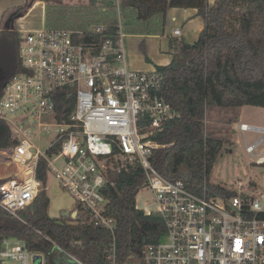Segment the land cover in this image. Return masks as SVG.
<instances>
[{"label":"built area","instance_id":"2783aa9c","mask_svg":"<svg viewBox=\"0 0 264 264\" xmlns=\"http://www.w3.org/2000/svg\"><path fill=\"white\" fill-rule=\"evenodd\" d=\"M122 30L116 40L105 41L98 55L78 41L80 32L45 28L22 36L19 56L24 72L6 84L0 100V121L8 124L16 141L8 149V159L18 168L15 175L0 180V208L24 222L22 213L33 208L43 189L37 172L44 159L80 213L63 218L110 232L114 239L108 260L117 264V222L107 213L105 190L111 172L137 163L145 174L143 188L153 194L155 208L147 215H159L165 229L157 242L144 247L140 264H264V191H242L240 184L239 193L224 198L213 195L205 177L195 193L182 180H169L152 166V151L166 146L151 138L182 115L158 95V70L138 72L127 66ZM61 93L74 100L72 112L62 119L67 110L57 99ZM145 122L142 134L139 126ZM249 125L239 124L237 130L264 140V127ZM44 134L56 137L46 151L33 143V136L41 140ZM56 147L60 151L50 155ZM256 148L248 147L247 153L262 166L264 151L256 154ZM9 243L4 241L0 252L5 264H27L37 255L44 262V256L30 253L24 242L12 249Z\"/></svg>","mask_w":264,"mask_h":264},{"label":"trees","instance_id":"16d2710c","mask_svg":"<svg viewBox=\"0 0 264 264\" xmlns=\"http://www.w3.org/2000/svg\"><path fill=\"white\" fill-rule=\"evenodd\" d=\"M47 7V21L57 18L61 24L72 20L80 32L78 41L93 48L98 55L107 39L116 40L120 27L112 20L87 29L85 22L97 16L93 0L88 7H80L74 14L66 12L64 0H43ZM110 7L109 4H107ZM134 22L127 26L133 34H164L167 12L173 8L197 9L205 20V29L195 44L180 41V51L173 62L158 67L162 81L158 95L181 113V118L165 124L151 139L165 148L152 151V166L169 180H182L188 189L197 193L208 179L222 153L225 142L206 134L204 120L208 110H235L246 106L264 108V0H120ZM54 8V9H53ZM30 4L16 10L15 19L25 16ZM64 11V12H63ZM101 24V23H100ZM51 25V24H50ZM88 26V25H87ZM52 27V26H51ZM65 27V26H64ZM98 27L102 33L96 32ZM55 28V27H52ZM20 35L11 28L0 39V99L9 80L23 73L19 57ZM68 117L74 100L68 93L59 98ZM61 111V110H59ZM147 122L140 124L142 134ZM16 145L7 123L0 121V150ZM59 147L50 155L57 154ZM48 164L39 162L38 180L42 191L33 208L22 213L24 222L0 208V252L6 240L24 242L30 253L42 254L44 264H111L108 260L114 236L94 228L88 222L71 218L53 219L49 216L50 199L46 191ZM145 184L144 170L139 164L110 173L105 190L107 213L117 222L115 232L116 263L128 258H142L144 247L157 242L164 233V223L157 214L147 215L137 208L136 197ZM213 195L231 198L235 192L222 186L210 185ZM160 231L159 233H157ZM58 245L62 250L55 248ZM0 264H5L0 260Z\"/></svg>","mask_w":264,"mask_h":264},{"label":"rangeland","instance_id":"374dc122","mask_svg":"<svg viewBox=\"0 0 264 264\" xmlns=\"http://www.w3.org/2000/svg\"><path fill=\"white\" fill-rule=\"evenodd\" d=\"M91 1L93 0H64L66 2V12L74 9L71 13L75 14L80 7H88ZM95 1L99 12H97L98 14L95 18H90L91 20L85 22L87 29L96 27V24L101 19H108L116 22L123 29L124 42L127 41V36L135 35L131 33V30L127 29V26L134 22V18L129 12L121 8L120 0ZM35 4L33 5V11L21 22V25L27 31L40 30L45 26L55 28L63 26L61 28L69 29L75 26L72 20L68 19L58 24L56 22L57 18H53L48 23L44 14L43 3ZM76 15L78 14L76 13ZM100 23L98 25L103 24V22ZM204 123L207 134L225 142L222 153L208 176V183L213 186H222L235 193L241 191L240 184L243 186L242 191L247 189H250V191L254 190V192L264 191V165H257L255 159L247 153V148L251 146L257 147L256 154L262 153L264 151V140L260 139L259 135H243L237 130V126L242 123L264 127V108L246 106L235 110H208ZM55 139L54 134H44L41 140L37 136H33V143L35 146L40 147L42 151H46ZM7 154L8 151L0 152L1 176H7L16 170V167L11 165ZM62 164L63 162L60 161L58 165L61 166ZM47 193L50 199L49 216L51 218L60 219L64 214H69L77 209L74 199L68 192L61 189L53 175H49ZM136 205L138 209L144 211L154 210L153 194L148 188L140 190L136 197ZM14 243L15 241H10L11 249L14 247ZM38 256L34 258V264L42 263L41 258ZM32 262L30 260L27 264H32ZM126 264H140L139 258L130 257L127 259Z\"/></svg>","mask_w":264,"mask_h":264},{"label":"crops","instance_id":"0c3cea01","mask_svg":"<svg viewBox=\"0 0 264 264\" xmlns=\"http://www.w3.org/2000/svg\"><path fill=\"white\" fill-rule=\"evenodd\" d=\"M214 2L215 0H210L209 4L212 5ZM27 3L30 4L29 11L25 14L24 17L15 19L11 23V16L16 12V10L25 6ZM35 3L36 4L43 3L44 14L47 20V7H46V3L43 0H0V39L2 33L10 30L11 28H13L20 35V38H22V36L25 35V33L31 32L24 29L23 26L21 25V22L26 17H28V15L33 11L34 8L33 5ZM64 3L66 4V2ZM45 28H51V27L45 26L43 29ZM204 29H205V20L203 17L199 16L197 9H192V8L170 9L167 12L166 26L163 35L135 34V35L127 36V41L124 42L125 54H127L126 57L127 66L133 71L147 72V73L157 71L158 67L169 66L173 62L174 57L179 54L180 41L184 40L189 44H195L199 40L200 34ZM177 30L180 31V35H175V31ZM33 31H37V30H33ZM1 151H8V149L0 150V152ZM11 165L16 167V165L12 163ZM17 171L18 168L16 167V170H14L13 173L7 176H1L0 174V180L15 175ZM49 175H52V173L48 166L47 183H48ZM46 191H47V185H46ZM144 212L147 214L148 211H144ZM79 214L80 213L78 212V208H77L73 212L67 214L68 215L67 217L71 216L73 218H76ZM62 217L65 216L63 215ZM11 240L15 241V243L18 242V240H14V239ZM11 240H7V241L10 242ZM32 264H34V260ZM42 264H44V262H42Z\"/></svg>","mask_w":264,"mask_h":264},{"label":"bare ground","instance_id":"6f19581e","mask_svg":"<svg viewBox=\"0 0 264 264\" xmlns=\"http://www.w3.org/2000/svg\"><path fill=\"white\" fill-rule=\"evenodd\" d=\"M249 126L252 127V125H249ZM257 127H259V126H255V128H257ZM252 133H259V131H257V130H252Z\"/></svg>","mask_w":264,"mask_h":264},{"label":"water","instance_id":"95a60500","mask_svg":"<svg viewBox=\"0 0 264 264\" xmlns=\"http://www.w3.org/2000/svg\"><path fill=\"white\" fill-rule=\"evenodd\" d=\"M64 216H68L67 214H64ZM38 257H40L41 258V256H38ZM37 258V257H36ZM41 261H42V258H41ZM42 264V263H41Z\"/></svg>","mask_w":264,"mask_h":264}]
</instances>
